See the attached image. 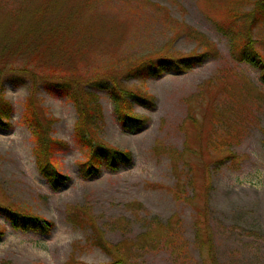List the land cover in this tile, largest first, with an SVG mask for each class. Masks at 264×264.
I'll return each mask as SVG.
<instances>
[{
	"label": "rangeland",
	"instance_id": "374dc122",
	"mask_svg": "<svg viewBox=\"0 0 264 264\" xmlns=\"http://www.w3.org/2000/svg\"><path fill=\"white\" fill-rule=\"evenodd\" d=\"M257 1L0 0V83L14 107L9 127L0 123V205L54 224L17 229L0 213V264H264V83L230 44L236 31L244 38ZM261 27L253 37L264 53ZM214 46L192 68L130 74L149 58ZM114 79L122 94L153 99L130 100L140 127L120 123L102 87ZM45 80L95 92L94 135L132 158L83 176L79 111ZM31 96L40 119L52 118L48 135L68 143L54 154L68 177L58 187L41 174L39 139L24 122ZM229 146L238 156L226 157Z\"/></svg>",
	"mask_w": 264,
	"mask_h": 264
},
{
	"label": "trees",
	"instance_id": "16d2710c",
	"mask_svg": "<svg viewBox=\"0 0 264 264\" xmlns=\"http://www.w3.org/2000/svg\"><path fill=\"white\" fill-rule=\"evenodd\" d=\"M236 15L230 16V19H234ZM249 25L245 32V36L243 39L238 41L239 33L236 31L233 37L231 38V53L233 54L236 62L245 63L253 66L259 71V75L261 76V81L264 83V53H262L257 47L255 41L256 39L253 37V31L261 27L264 24V0H258L255 8L252 10L251 15L249 16ZM230 22H232L230 20ZM262 28V27H261ZM216 48H210L207 51H202L198 55H189L188 57H178L177 59H162L160 57L149 58L145 61L139 62L135 67L131 68L130 74L137 77H156L167 69L172 68L174 70L177 69H188L193 66L199 65V63L203 62L209 56L215 54ZM43 86L51 91L53 94H63L69 96V98L76 104L77 109L79 111V118L75 123V134L76 143L81 147L85 152V160L80 162L81 172L83 176H87L88 174H96L102 172L104 167H109L113 169H117L120 162H125L128 159L132 158L131 151H123L120 149L113 148L110 145L105 144L96 138L95 129L96 122L101 118L100 109L98 108V103L96 95L91 93L78 94L69 83L65 81H52L45 80L42 82ZM238 89L243 91H249L250 87L245 83L234 84ZM102 87L107 88L108 92L112 94L113 102L116 104L115 113H117V117L127 128L132 127H140V124L146 120L142 118L139 114L134 111L133 103L130 102L131 98L136 100L138 99L141 102H144L147 105V100L153 101V99H149L148 97H137V93L135 92H127V94H122L123 90L119 89V81L113 80L111 86L103 84ZM232 94H230V99H232ZM259 94H253V96H258ZM251 96V97H253ZM97 97H99L97 95ZM97 104H96V103ZM14 112V107L12 102L5 96V87L0 83V123L9 127L11 115ZM24 122L28 127L33 128V133L38 138L39 143L36 149V159L39 166V170L42 175H44L53 186L58 187L61 185L65 179L68 177L59 171L57 168V163L55 162L54 154L59 151L67 148L68 143L63 139L50 137L48 135L50 125L52 123V118L49 116L45 119H40L36 108L34 106V96L29 97L26 103V110L24 112ZM49 129L47 130V127ZM47 130V131H46ZM225 140L228 137H223ZM230 151L229 155L226 157H236L238 154L232 151L231 146L228 147ZM4 213L8 218V221L17 229H30L35 230H43L48 231L50 226L54 224L50 222V220L43 218L40 215H33L27 212H20L16 209H10L4 205H0V213ZM0 234L2 231L0 230ZM210 237L212 238V234L210 233ZM103 238L100 234L96 236V239L93 241L95 245H98L104 250H108L109 246L104 244ZM206 241V240H205ZM207 246V242H206ZM69 261V264H84L83 261H79V259ZM109 264H128L121 257H116Z\"/></svg>",
	"mask_w": 264,
	"mask_h": 264
}]
</instances>
